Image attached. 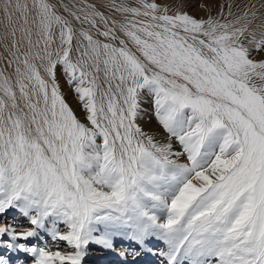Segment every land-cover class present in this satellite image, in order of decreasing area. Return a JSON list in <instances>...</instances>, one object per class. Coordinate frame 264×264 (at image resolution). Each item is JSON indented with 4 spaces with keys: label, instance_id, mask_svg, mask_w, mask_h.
<instances>
[{
    "label": "snow or ice",
    "instance_id": "snow-or-ice-1",
    "mask_svg": "<svg viewBox=\"0 0 264 264\" xmlns=\"http://www.w3.org/2000/svg\"><path fill=\"white\" fill-rule=\"evenodd\" d=\"M226 6L196 18L111 0L106 16L86 0H32L30 22L15 4L14 77L0 70V215L15 209L31 227L0 225V248L83 264L90 245L128 239L164 264H264V22L253 26L255 5ZM147 109L165 142L141 126ZM41 233L57 250L28 245ZM153 238L167 250L147 248Z\"/></svg>",
    "mask_w": 264,
    "mask_h": 264
},
{
    "label": "rangeland",
    "instance_id": "rangeland-1",
    "mask_svg": "<svg viewBox=\"0 0 264 264\" xmlns=\"http://www.w3.org/2000/svg\"><path fill=\"white\" fill-rule=\"evenodd\" d=\"M19 2L21 4L27 3L29 5L30 13L28 14V19L31 22L34 9H32V0H0V70L5 71L6 75H12L14 77V70L16 65H8L7 61L12 59L11 44L13 37L9 35L11 28L15 25L19 28L20 24L23 23L20 19L21 13L15 9V4ZM57 2V0H53ZM65 4L69 6L73 3L77 5H82V0H63ZM87 3H94L97 5L98 10L103 11L106 16L111 15V11L107 8V5L111 0H86ZM121 0H117V3ZM132 3H135L136 0H131ZM162 6H168L171 10L179 8L182 11L187 12L188 14L196 18H206L209 14L212 16H217L220 12V8L224 5V12L227 13V3L229 0H157ZM234 5H239L240 8H243L245 5L251 7L255 5V11L257 12V17L254 20L253 26L259 25L264 22V0H233ZM5 4H9V12L13 13L12 22L10 23L4 12ZM233 12L238 13L237 7H233ZM63 13V9H61ZM67 15V13H63ZM118 19H122L117 16ZM79 27V25H76ZM88 27V25H85ZM94 31V30H93ZM21 33L18 31L15 39L21 43V51L26 47V42L20 41ZM259 58H264L258 56ZM61 89L65 95L68 103L73 107L78 117L84 119V112L81 110L79 103L77 101L76 95L72 92L69 85L66 83L64 76L58 71L57 73ZM147 108V106H145ZM149 115L146 116L142 121H140L143 129L150 135H152L158 142H165L167 139V134L156 122V120L151 116V109H147ZM173 146L176 150H179V145L173 141ZM7 224L16 228L17 231H21L24 228L31 227L28 220L21 215V213L15 209L7 211L5 214L0 215V225ZM63 229V225L60 226ZM41 239H29L27 241L28 245L40 244L44 246V241L51 246V250H57L55 243H53L49 237L45 236L44 233H41ZM5 240L8 239L7 236L4 237ZM118 240L115 241V250H104L96 245H90L88 247V255L86 256L83 264H164V258L159 255H154V259L147 260V251H142L140 247L130 240ZM130 241V242H129ZM19 243H24L25 241H18ZM117 242V243H116ZM147 248L152 249L153 251L158 250H167L166 244L159 239L153 238L147 242ZM59 250L62 252H69L70 249L64 242H59ZM133 251L141 252L140 256L134 257L131 253ZM124 252L125 255L121 256L120 253ZM152 253V252H151ZM0 255H2L6 260L10 261V264H18V262H23V264H32V257L23 252H17L15 250H9L6 247L0 248ZM121 256V259L119 258ZM114 256V257H113ZM116 256V257H115ZM187 264V261L184 262Z\"/></svg>",
    "mask_w": 264,
    "mask_h": 264
},
{
    "label": "bare ground",
    "instance_id": "bare-ground-1",
    "mask_svg": "<svg viewBox=\"0 0 264 264\" xmlns=\"http://www.w3.org/2000/svg\"><path fill=\"white\" fill-rule=\"evenodd\" d=\"M118 240H125V241H127L126 239H117L116 241H118ZM130 242V241H129ZM132 242V241H131ZM117 243V242H116ZM114 257V256H113ZM116 257V256H115ZM119 258L121 259V256L119 255ZM146 259L148 260H151V259H154V255L151 253V252H149V251H147V256H146Z\"/></svg>",
    "mask_w": 264,
    "mask_h": 264
}]
</instances>
